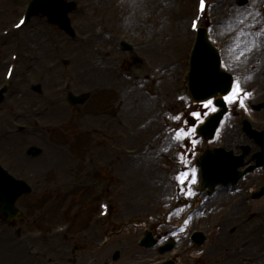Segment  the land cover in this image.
I'll use <instances>...</instances> for the list:
<instances>
[{
	"label": "rangeland",
	"instance_id": "obj_1",
	"mask_svg": "<svg viewBox=\"0 0 264 264\" xmlns=\"http://www.w3.org/2000/svg\"><path fill=\"white\" fill-rule=\"evenodd\" d=\"M5 1L6 2V6L8 5V7L11 9L10 11V15L7 16L5 19V17L3 16V10L5 9ZM26 0H0V29L3 28L6 24H8L9 22L12 23L14 22V20L17 18V14L14 15V13L16 12L14 9H16L18 7L19 4L25 2ZM77 2V8L74 11V13L72 15H70L71 18V23L73 28L75 29L76 32V39L72 40L68 37H66V35H64L65 37H63L61 39V43H64L65 40H67V44L71 45L70 47H64L63 45H61L60 49L55 48L56 50H53L48 56H44V54H42V47H41V52L39 53V55L42 57V59H36L34 61V64L36 67L33 70V74L35 77L39 76V80H43V78L46 76V72H47V66L50 63H53L55 59H57L58 57H63L65 58V62L63 65H61L60 67H58L55 70V75L52 76L50 82L51 85L50 87L47 89L45 87V84L42 86L41 83H37L39 81L35 80L33 78V75L31 74V81H34L36 84H34V87L37 85L39 86V91H32L30 90V93H34V97L38 98L40 101H37L36 103H40L42 105V109L45 111L44 113L46 115L42 116L43 117V122L48 123V124H56L54 122H59L62 127L66 130V134L63 133L62 129H48V139L47 142L44 143V140H42V135L43 132H45L47 130V127L42 126L43 128L40 129V131L37 132H33L32 133V142L37 141L35 140L36 138L39 140V142L41 143L40 146H46L48 147L50 150L55 151L57 150L59 147L65 145L66 142L70 143L71 148L68 149L67 151V155L69 157H75L74 162H78L76 165L78 168H80V161H81V155L83 153V149L82 147H84V149H96V147H100L96 138V135L91 137V136H87V134H84L81 132L80 128L74 124L72 127H66V124L64 122H69L71 120H68L67 114L70 111H73L76 113V119L80 120L81 115L83 113V111H85L84 107L76 105V106H71L69 105L66 101H62V107H64L63 113L61 115H59L58 117H54V115L52 116V112H53V108L54 105H52L50 103V101H52V99L54 100L55 97H59L62 96L61 94H57L56 89L59 87L60 82L62 81L63 77H69L70 81L72 83V91L74 93H85L87 91H91L92 87L95 85H100L101 81L105 78V75H101L103 71L102 67H98L95 66V69L97 70L98 76L95 77V81L93 82H89L88 80H86L85 78V74L83 73L84 71V67H77V63H73V61H71L68 57V53H72L74 56H76V52H77V46L76 45H83V42L81 40L82 34L88 32L89 33H93V31L95 30L96 32H99L102 37L105 38L106 41L109 40V37L111 36L110 34H121L123 36H128V37H132L131 35L135 32H141L142 29L145 27L149 28L150 25H155L156 23H158V25L160 26L161 23H163V30L167 29V42H172L171 40H173L174 44H176V47L173 48V46H171L170 44H168V51L167 48L164 49V45L163 43L160 42V38H161V29L158 30L157 35L159 36V38H157V40L155 42H153V48L154 47H158L161 51V53L163 54L162 56L160 54L158 55H154L155 56V60L152 59L151 64L150 65H145L143 64L145 67H143L141 64H137L134 68H132L131 72L133 73L132 75L136 76L137 72L141 71V70H147L151 73L152 75H157V70H158V66H160L163 61L165 60V57L168 56V60L169 61H174V65L173 67L170 69V72H168V88L171 90L173 87L176 86V81L177 78L179 76V74L182 72L183 69V62L180 59H176L175 54L178 52L183 51L182 48V43L179 45L180 41H178L176 39V34H174L175 31H178L179 33H182V42L184 40V37L186 35L185 30L183 31V29L185 28V25L187 24V21L190 17L189 15V10L190 8L194 5L193 2L194 0H186L185 2L180 1L183 4V7L180 9H177L173 6V1L174 0H149L151 3V7L147 12V15L145 14L144 19H139L137 20L135 23H133L132 25L128 22V20H132L133 15H132V9L130 6L123 4L122 6L118 4H114V8H111L110 6L105 5L103 6V8L100 6V2L98 0H93L87 4H91L93 9H89V11L87 9H85L84 6V2L86 3L85 0H74ZM215 1V5L214 7L212 6L209 15L210 17L207 20L208 23V32H209V37H210V41L215 44L219 51L225 54V51L227 53V51H229L230 49H233V47H231L232 43H233V37L231 38V31L228 27H223L225 25L224 19H227L228 16H231L233 19H238V20H242L243 17L245 16H249L252 15V20H250L251 23V28L253 31V35H251L250 39L252 40V44L250 45L251 48H253V45H255V48L258 46H261V52L257 55L258 59L254 60L253 58L249 57V56H244L241 60H239L238 62H233L232 63V68H237L240 71H242L240 73V77H238L237 79H239L241 88L244 91H247L249 93H251V95L244 99V106L241 107V105L239 103H233L234 105H232L231 103H228L229 106L237 108V111L234 113V115H237L239 111H249V106L250 103L247 104L246 101L249 100L251 101V99L254 97L255 94H257V88L264 86V0H249V3L247 5V7L245 8H238L236 7V0H212V2L214 3ZM248 1V0H247ZM170 5L173 7V9H170ZM100 6V7H99ZM130 7V8H128ZM136 8V7H135ZM239 11H242L243 13L240 14ZM219 12V14L217 13ZM245 12V13H244ZM100 13L105 14V19H106V23L102 24L100 26H95L92 25V27H90L89 25H87V19L89 17H94ZM156 18L157 22H154V19ZM216 22H218V24H215ZM29 25L28 27L25 29L26 31H29L30 27H36L38 24L42 25L44 27L47 28L48 30V35L50 37H52L54 34L58 35L59 30L56 28H53L52 25H48L45 21V18H41L40 16H34L30 19L29 21ZM41 23V24H40ZM222 23V24H221ZM221 24V25H220ZM109 28V30H106V28ZM223 27V28H222ZM155 29V28H153ZM62 32V31H61ZM169 32H171L169 34ZM63 33V32H62ZM142 33V32H141ZM144 33V31H143ZM151 32L149 31L148 34H150ZM23 34V32H22ZM22 34H21V38H22ZM173 34V35H172ZM146 35V34H145ZM149 35H146V37ZM227 37V41L223 43V38ZM133 39V38H132ZM159 39V40H158ZM57 40H59V42L57 43V45L60 43V39L57 37ZM176 41V42H175ZM158 42V43H157ZM108 43V42H107ZM157 43V44H156ZM95 45V47L97 48L96 45H100L98 43H92L90 46H88L87 49V53L89 55V58L87 60V64H95L93 63V57L96 51V48H93V46ZM102 45V44H101ZM184 46H188V42L184 43ZM63 46V47H62ZM11 47L13 49H17V50H21L22 49V45H14V46H10L9 49H11ZM54 47V46H53ZM25 48H27L26 50H28V46H26ZM24 52H27L25 50H23ZM74 51V52H73ZM183 53H185V50L183 51ZM8 54V52H7ZM31 56H34L33 52L30 53ZM181 54V53H180ZM141 56V55H140ZM6 57V55H0V58H4ZM57 57V58H55ZM115 57H119V55H115L114 57H111L108 61H106V64L109 66L111 62H117L118 60H115ZM157 59V60H156ZM263 65H262V63ZM179 63H181V65H179ZM105 64V66H107ZM154 66V67H153ZM33 67V68H34ZM223 67L225 69L231 70L232 68H230V64L227 62L223 64ZM5 67H3L4 70ZM106 70V69H105ZM111 69H107L106 71L109 73ZM254 71V75L252 76V81H246V79L244 78L245 73L248 71ZM112 72V70L110 71ZM110 74V73H109ZM114 77H117L115 75V73H112ZM89 75V74H88ZM160 76V75H159ZM19 77V76H18ZM120 80L123 82H117L116 84L118 85L119 89L116 91H102L99 93H96L94 96L92 95V99L90 100V102H88V106L86 107L87 109H90V105H95V107H92V109H90V114H89V118H100L102 116V114L105 112L106 107L104 109H102L100 106L97 105V101L99 102V100H103V95L106 97L107 102H109V99L111 100V104H123L124 101L129 102V98L126 100L125 98L128 97L129 95H133L134 93H128L127 94H120L119 92L126 86L128 85L130 88L132 87L133 89L137 90L135 93H139L141 95V97H143L144 100H147L149 102L152 103V105L154 106V102L155 100H150L147 98V95L145 94V90H150L152 91L153 89L151 88V85H146L142 88V89H138V88H134L132 86V82L129 79H125V78H121L119 77ZM165 78V77H164ZM112 79V78H111ZM20 80V78L18 79V81ZM98 80V81H97ZM119 80V79H118ZM236 80V79H235ZM100 81V82H99ZM165 84V83H162ZM33 87V88H34ZM129 87H126L125 91L127 89H129ZM32 88V89H33ZM161 88H165L164 86H162ZM87 90V91H86ZM31 93V94H32ZM103 94V95H101ZM259 94V93H258ZM257 94V95H258ZM102 96V97H101ZM260 96V95H259ZM175 98H181V102H183V104H179L176 107V111L180 112L181 115V119L179 121H175L174 126L177 128H182L185 130H188L187 127H189L187 120L189 117L193 116L192 113L196 112V108L194 105L192 104H188L187 102L188 99L185 97H181L180 94H177L175 92L172 93L171 97H169L170 103L175 107V103H173L172 99L174 100ZM264 98V95L261 96V98L259 100H262ZM180 102V103H181ZM257 102V101H255ZM253 102V103H255ZM36 103H34L33 105H36ZM252 103V102H251ZM252 103V104H253ZM152 106V108H153ZM73 107V108H71ZM123 108L126 112V106L123 105ZM183 109V110H182ZM264 109V108H263ZM50 110V111H48ZM50 112V113H49ZM49 114H51V116H49ZM251 116V119L254 117V122L256 123V127L258 128L259 126H261L264 123V110L262 113H259L258 116H255L253 113H249ZM129 116V120L132 121L131 124H133L134 122H136L137 120L140 119H131V115L127 114ZM46 116V117H45ZM122 119L125 118V116H121ZM256 117V118H255ZM83 118L86 120L88 118V115L83 116ZM236 121L238 120L237 118H234ZM10 121L13 122H19V123H23L22 122V118L21 116L16 117V116H11L3 121H0L1 124H10ZM25 122V120H24ZM253 122V120H252ZM26 123V122H25ZM231 127H227L224 123L223 128H222V132H218L219 134H217V136H215V139L208 145H206L207 147H213L215 145L218 144H222L226 141V139L228 138L227 133L231 132L230 129ZM190 129V128H189ZM62 130V131H60ZM140 130V132H139ZM136 131H138L134 136H128V137H140L143 138V129L142 128H138ZM142 134V135H141ZM165 136H168L170 138V141L168 143L169 148L178 143V141L172 140L170 136V134H166ZM190 137L192 138V135H190ZM40 138V139H39ZM164 136H161L160 139H158L157 141H155L150 147H148L146 149V151L142 154V156H140L139 158H128L126 156H124L123 158L120 159L119 165L115 166L113 168V170H116V172L120 171V174L122 176V171L121 170H125V169H134V168H140L143 170V173L141 175H143V179L145 178H149L153 181V183L151 185H149L148 187H146L143 184H137L134 187H130V191L132 192V196L131 199H129V202L131 204V202H139L141 201L146 194H148V192L150 191V189H152V187H154L157 183H159V181L165 176L168 175V173L171 172V170L173 169L175 163H177L178 161H186V164H194L192 162H188L190 159H192L194 156V154H200V152L203 151V149L205 148L204 146L199 147V148H195V143H191V146L188 148H186L185 150H182V152L177 151V153H180L178 157L174 158V159H167L164 155H163V149L165 148V146L161 147L160 141L163 140ZM27 139V138H26ZM122 140V143H126L127 139H120ZM115 141V139L113 140V142ZM193 141V140H192ZM242 141V140H240ZM180 142V141H179ZM24 144V146L22 147V145ZM27 142L25 141V143H21V148L19 150L17 154V157L19 158H23V159H27V157L30 159L29 154L26 153V148L28 145H26ZM142 144V141L139 142V145ZM11 144H9L10 146ZM50 145V146H49ZM129 145V144H128ZM130 147V145L128 146ZM158 147V148H157ZM46 149V148H45ZM193 149H196L197 153L194 152ZM46 150H42V152H45ZM96 151V150H95ZM4 152V151H3ZM94 152V151H93ZM95 153V152H94ZM188 153H191L190 156L188 155ZM13 153H11L9 150L6 153H0V163H2L5 167L9 168L10 171L15 175V176H19L21 172V170L24 169H34L37 167V170L39 169H44L47 170V174L43 177L42 175H39L38 178H35L34 181V185H36V189L35 191H33L31 194H29L28 196H25L24 200L22 202H20L19 207L22 210V212H24L20 218H18V220L16 221L15 226H7L5 224L0 223V264H13L12 259L10 258V253L13 252V250H16L15 246L17 244H13L14 241H16L19 237L23 234H27L29 231L33 230V228H48L51 226V224L57 222L58 220L61 219H65L68 218L70 212L72 211V209L76 206V204H78L79 206H84V207H88L87 208V213H85L86 209H82L83 212L79 215L78 220H76V225L78 226V228H82L81 224L86 223V220L88 222V217L91 216V214L94 211V208L96 207V193L93 191V184L94 181L99 180V178L101 176L104 177V175L106 173L103 172H108L109 170L106 168L105 170L101 169L102 167H100V173L93 177L92 179H88V180H82L81 182V177L79 175H73V176H77V178L70 184L65 182V179L67 180V178L69 177L68 175L73 173V170H71L69 168V171H64V169L61 170L59 175H54L55 177L58 176L59 181L65 182L62 184L63 187H56L57 191L52 190V175L51 172L49 171L50 167H49V162H47V165L43 166V165H38L36 164L35 161H33L30 164H23L26 161L29 160H23L20 161L19 163H16L14 161V159H12V155ZM59 154V153H58ZM25 158H24V156ZM201 155V154H200ZM199 155V156H200ZM104 156V155H103ZM59 157V156H58ZM182 157V159H181ZM78 158H80L78 160ZM151 158H155L154 161L148 160ZM31 160V159H30ZM143 161H148V163H146L145 165L142 164ZM175 162V163H174ZM195 162V161H194ZM39 163V162H38ZM141 163V164H140ZM36 164V165H34ZM140 164V165H139ZM167 165H170V167H168ZM96 168H99L98 165L95 166ZM195 164H194V168H195ZM62 168H66V166L62 167ZM73 169V168H72ZM25 172L30 173L28 170H26ZM71 172V173H70ZM141 172V171H138ZM103 173V174H102ZM31 174V173H30ZM102 174V175H101ZM68 176V177H67ZM107 177L111 178L110 172L105 175ZM57 178V179H58ZM257 178V177H256ZM54 179V180H57ZM130 179V178H128ZM141 180V181H142ZM33 181V178H32ZM87 182H89L87 184ZM116 183V179H114L113 184ZM258 180L255 181L254 186H256L258 184ZM122 181L120 179L119 182V188H121L122 186ZM54 187V184H53ZM253 186H249L246 189L249 190L251 189ZM132 188V189H131ZM116 190V188H114L113 192ZM117 194H120L121 190L117 189ZM57 193L58 194V200L61 198V203L58 202V206L54 207V205H52L54 203V201L56 199H49V197H47L46 194L50 195V193ZM140 192H144L143 195H140ZM232 198L234 199L235 202H239L238 200V194H234L232 196ZM45 201V202H44ZM168 203V202H167ZM259 204L257 205H251L249 206L247 209H245L243 212H241L238 217L235 220H228L227 218L229 217V215L227 217H225L222 222L218 225L214 224V221H217L218 217L220 214H226L225 209L226 207L223 205H220L219 208H217V210L215 212H213L209 217H201L200 220H198L197 222H195L194 220H190L187 224V230L192 228V227H196L198 226L199 228L204 229L205 231H207L208 233L212 234L211 237H209L208 241L205 242L204 246H202L201 248H199L198 251L194 252V254L192 255H188L184 258V260L182 262H179V264H224L223 261L221 260V258L219 256H223L220 254H225V251L227 250L229 253L228 255H232V248L235 247V244L239 241L242 240L243 238H247L250 236H253V234L250 231H247L245 229V225L248 223L243 222V220L250 214V212H258L260 214L257 215V217L253 218L251 220V222H261V217L262 215H264L263 211H259L260 208L264 207V199L262 202H258ZM129 204V206H130ZM157 204L159 205V207L155 208V210L153 211V215L152 218H159L160 217V212L161 210L166 206V203L162 204V200L154 203V205ZM115 208L113 209V214H112V218L117 221V222H123L131 212H133L135 210V208H128V204H125V202L123 204H115ZM264 210V209H263ZM263 212V213H262ZM29 219H31V221H28ZM69 219V218H68ZM112 219V220H113ZM228 222H227V220ZM223 222H227V224L225 225L224 228L222 223ZM242 222V223H241ZM236 223L240 224V228L237 227L238 229H236V231H234L232 233V229H230L231 225L234 224L233 226H235ZM245 223V224H244ZM163 224H166V222H164ZM83 225V226H84ZM20 226V228H18ZM249 224L246 225V227L248 228ZM262 226V224H261ZM143 227V226H141ZM162 227V225H161ZM170 226H168L169 228ZM167 228V229H168ZM218 228V230L216 229ZM230 229V230H229ZM131 230V229H130ZM263 231V230H262ZM127 233L126 230L124 232V234ZM256 233L261 237L264 238V235H261V231H260V227H258V229L256 230ZM263 233V232H262ZM82 234H84L83 231H79L77 230V228L75 227V225L72 227L71 231L69 232V234L64 237L61 240H55V239H47L46 243H43L44 245L48 246V251L50 250V253L48 254L46 252V254H44L42 252V248H40V259L41 261H43L44 264H66L68 263V261H70V264H107L108 262L112 264L113 261L112 260V256L114 252H118V259H120V264H126L128 261L134 260V259H138L135 257H131L128 258L129 256H127V258H125L123 255L125 254V252H123V242L120 243L119 239L117 237H110L109 239H106L105 241H103L102 239L100 241L97 240H93L91 238H88L85 240L86 237H84ZM131 233H128L124 236H126V240L127 242H130V244H132V246H135L134 241L137 234L134 235H130ZM226 234L229 237V242H227L226 240H223V236L225 237ZM264 234V233H263ZM67 238V239H66ZM174 238V244L177 245L180 242H182L181 238L177 237V240L175 241V237ZM168 239V238H167ZM221 239L223 242H227L225 245L222 243H219L221 246L217 248V251L215 250V254L212 253V255L208 256V252L210 253L211 249L215 247L216 245V240ZM73 241L76 244V247L74 248L73 251L70 250L69 247V243ZM88 243V245L86 246L85 243ZM184 242V241H183ZM42 244V245H43ZM125 245V244H124ZM98 246V247H97ZM102 246H104V248L102 249ZM51 247V248H49ZM230 247V248H228ZM57 251V259H54L53 254L55 253V251ZM7 250V253H6ZM100 251H104V260L100 259L101 261L98 263L97 261V257H96V252H100ZM255 252V251H254ZM254 252H245L243 253L244 255H248V254H253ZM207 253V254H206ZM22 254V259L24 260L25 258V249L23 248V251H21ZM50 255V256H49ZM199 256V258H197ZM242 255H235L231 258L230 264H233L235 262V260H237V258L241 257ZM53 259V261H49L50 258ZM67 257H69V260H66ZM84 261V262H82ZM49 262V263H48ZM107 262V263H106ZM22 264V263H21Z\"/></svg>",
	"mask_w": 264,
	"mask_h": 264
},
{
	"label": "bare ground",
	"instance_id": "obj_2",
	"mask_svg": "<svg viewBox=\"0 0 264 264\" xmlns=\"http://www.w3.org/2000/svg\"><path fill=\"white\" fill-rule=\"evenodd\" d=\"M180 1L185 2L186 0H180ZM180 1L179 0H174L173 1V6L175 8H177V9L182 8L183 4ZM6 2L7 1H5V9L3 10V16L5 18L10 15V11H11V9L8 7V5L6 6ZM118 3L121 6L123 4H126V5L131 7L132 12H133L132 13L133 18H132L131 21L128 20V22L131 25L133 23H135L139 19H144L145 14L147 15V12H148V10L151 7V3H150L149 0H103V4L104 5L108 4V6H110L111 8H114V4H118ZM130 7H128V8H130ZM170 9H173V7L171 5H170ZM217 13L219 14V12H217ZM239 13L242 14L243 12L239 11ZM189 14H191V8L189 10ZM250 20H252V15H250V14H249V16L243 17L242 20L233 19L231 16H228L227 19H224L225 25L223 27L224 28L228 27L230 29V31H231V33H230L231 34V38L233 37V43L231 45V47H233V49H231L232 51L229 50L228 53L226 54V56L229 57V62H235V61L237 62V61L241 60L244 56H249V57L253 58L254 60L258 59L257 55L261 52V50H260L261 46H258L256 48L255 47H253V48L250 47V45L253 43L252 40L250 39V37H251V35L254 34L253 31H252V28H251ZM215 24H218V22H216ZM149 28L153 29L154 27H153V25H150ZM161 28L162 27L160 25V26H157V28L155 30L158 31ZM167 29L168 28H166V30ZM170 33L171 32H169V34ZM174 34H178V31H175ZM28 37L29 38H34L36 40H40L41 41L39 46L42 47V53L45 54L44 56H47L53 50H56L55 47L57 49H60L61 45H63L64 47H67V48L71 46V45L67 44V42H66L67 40H65L64 43H61V39L63 37H65L64 34L61 31H59V33L57 35V37L60 39V43L57 45L59 40H57L56 35H53L52 37H50L48 35L47 28L42 26V25H37V27L35 28V31L32 32L31 35L25 36V38H28ZM95 40H97V39L96 38H92L90 36H86L83 39V41H85L86 45H89L91 41H95ZM171 41H173V40H171ZM164 44L165 45H164L163 48L164 49L167 48V51H168V44H170L171 46H174L173 42H169V43L167 42V43H164ZM76 46H77L76 56H74L70 52V53H68V56H69L68 58L71 61H73V63H77V67L78 66L83 67V66H85L87 64L86 61L89 58V55L87 53V49H88L87 47L88 46H83L82 44L81 45L79 44V45H76ZM41 47H40V50H41ZM249 49H252V50L248 51ZM148 52H149V57L147 56V58L145 60L139 61L140 63H143V64H145L147 66L150 65L152 59L155 58L154 55H158V54L162 55V53H161V51H160V49L158 47H154V49H151ZM229 52H231V54H229ZM241 53H245V55L241 56ZM238 57H239V59H237ZM104 62L105 61H103L99 65L95 64L96 66L103 68L104 72H102L101 75L107 74V75H105V78L101 81V84L100 85H96V87H97V89L99 91H101V89H102V91H110V92L111 91H115L116 83L120 82V85H121L122 81L120 80V78L114 77L112 73L109 72L110 73L109 74L105 70ZM262 65H263V63H262ZM92 66L93 65H90V68L88 69V74L89 75L88 74L84 75L85 78L89 82L95 81V77L98 76V73H97V70L95 69V66L94 67H92ZM126 66L127 67H125V70H130V69L134 68V65H132V64L129 65V63ZM54 72L55 71L53 69H49L47 71V73H46V76L43 79L45 87L47 89L50 87V80H51L52 76L55 75ZM159 75L160 74L152 75V76H149V77L147 76L146 77V79H147L146 81H148L149 83H152L154 81H156L157 83H163V81H168V76H165V78H164L165 74H163L161 76H159ZM253 75H254V71L250 70V71L245 73L244 78L246 79V81L250 82V81H252V79L249 80V79H247V77L248 76L252 77ZM146 81L143 82V84L141 85V88L144 86ZM116 88H119V87H116ZM128 90H129V92H128ZM136 91L137 90H135V89H127L125 91V92H128L130 94L134 93L133 95L131 94V95L128 96L129 102L123 103L126 106V112L129 113L133 118H137V119L142 118V119H144L143 123H145V124L149 123L150 120L154 117V114L156 113V110L154 108H152L153 105H152L151 102H149L147 100H144L143 97H141V95L139 93H135ZM256 93L257 94L259 93V94L258 95L255 94L254 97L251 99V101L247 100L246 101L247 104L250 103V105H251L255 101H260L259 99L261 98L262 95H264V86L257 88V92ZM25 96H26V98H24L23 105L26 106V107H30V106H28V101L30 99V96L29 95H25ZM224 96L225 95H223V94L221 96V92H216V94H214L213 96L209 97L207 100H209V99L213 100L214 103H213L212 107H216L217 104H218L217 103V101H218L217 99H219L221 97H224ZM207 100L199 102V103H195L196 105H194L196 110H197L196 113L200 114L201 116H203L207 110L212 108V107H209L207 110H205V109H203L201 107V104L206 102ZM231 104L234 105L233 103H231ZM61 108L62 107L60 105H58L57 107L52 109L53 112L56 113V115H55L56 117H58L60 115ZM120 109L125 111L123 107L120 108ZM150 109H151V112H150ZM234 111H235V109H234V107H232L231 111L229 112V117L227 116V118L225 119V125L227 127L236 125V120L233 117ZM22 113H25V112H22ZM252 113L255 116H258V113H255L254 111ZM88 121H89V119H88ZM121 125H122V123H120L118 121L117 117H116L114 120L111 119L110 123L108 124V128L110 129V132H112L114 130V127L117 128V127H119ZM108 128L106 127L104 129L103 126H101L100 124L94 123V121H92L89 125H88V123H86V125H84V127H81L82 132L83 133H88V134H92L94 131H103V130H106ZM219 131L223 133L221 128L219 129ZM128 136H130V132L128 133ZM26 138H27V136H25V138H24L21 135H15V136L12 137V140L10 141L11 145L7 147L8 150L11 153H13V154H11L13 156L12 159H14V161L16 163H19L20 161H23V160H28V159H23L22 157L19 158V157H17V154H16V153L19 152V150L21 148V143H25V141L26 142H30L29 138H27V139ZM163 139L164 140L160 142L161 145H165V144H167L170 141L169 137H165ZM193 140L195 141V148L197 146H198L197 148H199L200 145L201 146L204 145V141H202L200 139L193 138ZM35 143H37L39 146L41 145V143L38 140ZM243 145H248V147L250 148V151H251L250 154L253 153L254 151L258 150L252 144V141L249 138H247L245 143L237 144V149H236L235 152L236 153L240 152V150H242V146ZM23 146H24V144L22 145V147ZM193 150H194V152L197 153L196 149H193ZM189 154H191V153H188V155ZM196 158H197V155L194 154V158L193 159H196ZM148 160L154 161L155 159L151 158V159H148ZM46 161L49 162V165H51V167H53V168L57 167V169L55 170V174H58L60 172V170L62 169V167L66 166V168H67L68 164L71 165V160L67 161L66 163L62 162L58 157H56L54 155V153H51L49 150L45 151V153H42L39 156V160H35L36 163L40 162V164L43 165V166L47 165ZM146 163H148V161H143L142 162L143 165H145ZM138 171H141V172H138ZM122 173L124 174L125 178L127 176L130 177V181H132L130 186H135L137 184H143L146 187H148L149 185H151L153 183V181L151 179H149V178H145L144 180H142L143 179V175H141V174L143 173V170L141 169V167L140 168L130 169V170L126 169V170H123ZM256 177H257V174H255V175H253L251 177V178L254 179V182L257 180ZM245 185H246V183L243 184L244 187H245ZM143 193L144 192H140V194H143ZM168 196H169V194H167L165 196L164 195L162 196V199H163L162 204L164 203V201H166ZM232 196L233 195L228 193L227 191H222L219 194L217 193L216 196L213 197V199L210 202V209L213 212H215L217 210V208L220 207V205H222V206L224 205L226 207L227 211H228L227 214L229 215V217L227 219L231 220V221L235 220L241 212H243L245 209H247V206L244 205V204H241V203L239 204L237 202H234ZM124 197L127 198V194L126 193L124 194ZM255 205H257V204H255ZM157 207H159V205H153L151 210H155V208H157ZM226 209H225V211H226ZM228 220H227V222H228ZM227 222H223L222 223V225H223L222 228L225 227ZM233 225L234 224H232L231 227ZM256 226H257L256 222H253L251 225L249 223V228H255ZM223 240H226L227 242H229L228 241L229 237H228L227 234H226L225 237L223 236ZM125 242H126V240H125ZM253 242H254L253 248H256L257 250H259L261 254H264V238H261L259 236H255V241H253ZM219 243L223 244L224 242L221 239L216 240V245H215L216 251H217V248L221 246ZM22 245L23 244H21V246ZM127 247L128 248H132L130 246H127ZM124 251L127 252L125 247H124ZM131 251H133V253H135V251L138 252L139 250L137 248L133 247L131 249ZM100 255H104L103 252H98L97 256H100ZM19 256H20V254H19L18 250H15L12 253H10V258L12 259L13 264H18V262L21 261L19 259ZM260 261L261 262H259V264H264V257H261Z\"/></svg>",
	"mask_w": 264,
	"mask_h": 264
},
{
	"label": "snow or ice",
	"instance_id": "obj_3",
	"mask_svg": "<svg viewBox=\"0 0 264 264\" xmlns=\"http://www.w3.org/2000/svg\"><path fill=\"white\" fill-rule=\"evenodd\" d=\"M200 8L201 11H204L206 9V4L204 3V0H201V4H200ZM24 22L21 21L20 24L17 25V27H20ZM190 27L193 31H196L198 29V20H191L190 21ZM253 47H255V45H253ZM252 49H249L248 51H251ZM245 53H241V56H244ZM239 59V57L237 58ZM247 79H252L251 76H248ZM251 95V93L244 91L241 88L239 79H236L232 85L231 90L228 92L227 95L224 96V100L228 103H239L241 105V107L244 106V99L248 98ZM214 101L209 99L206 102L201 104V107L205 110H207L209 107L213 106ZM192 115L196 118H199L198 113L193 112ZM174 119L176 121H179L181 119V117L179 115L175 116ZM196 132L195 128H191L188 130L182 129L177 127L175 129V134L171 137L172 140L175 141H180V140H184L187 139L190 135L194 134ZM192 143H195V141L193 140ZM167 148H164L163 151H167ZM190 155V154H189ZM182 159V157H181ZM183 163H186V161H182ZM193 176L195 175V171L193 170ZM188 176L187 172H183L178 174L175 179L179 184H186V177ZM187 195H195V193L191 192L190 190L186 193Z\"/></svg>",
	"mask_w": 264,
	"mask_h": 264
},
{
	"label": "water",
	"instance_id": "obj_4",
	"mask_svg": "<svg viewBox=\"0 0 264 264\" xmlns=\"http://www.w3.org/2000/svg\"><path fill=\"white\" fill-rule=\"evenodd\" d=\"M205 157V156H204ZM212 158V156L211 155H207L205 158H202V165L204 166V164L209 160V159H211Z\"/></svg>",
	"mask_w": 264,
	"mask_h": 264
}]
</instances>
